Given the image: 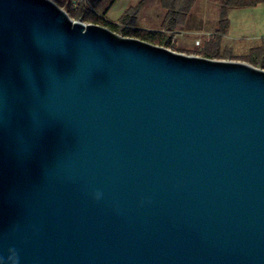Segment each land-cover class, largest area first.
Returning <instances> with one entry per match:
<instances>
[{
	"label": "water",
	"instance_id": "obj_1",
	"mask_svg": "<svg viewBox=\"0 0 264 264\" xmlns=\"http://www.w3.org/2000/svg\"><path fill=\"white\" fill-rule=\"evenodd\" d=\"M13 251L264 264V70L0 0V264Z\"/></svg>",
	"mask_w": 264,
	"mask_h": 264
},
{
	"label": "rangeland",
	"instance_id": "obj_2",
	"mask_svg": "<svg viewBox=\"0 0 264 264\" xmlns=\"http://www.w3.org/2000/svg\"><path fill=\"white\" fill-rule=\"evenodd\" d=\"M139 1L140 0H106L95 12L108 24L119 25V19L124 12L130 7H134ZM56 4L67 13L69 12V0H57ZM163 17L164 12L157 3L150 1L147 3L145 9L138 15L135 29L160 32ZM217 17L218 5L215 2L211 0H198L188 18L186 26L182 31L176 34L177 44L171 46L172 51L187 56L202 57L201 52L204 50L205 44L215 34ZM233 20L234 23L232 25L235 27L234 34L239 38L223 37L222 52H229L232 58L225 57L224 59H220V61H231L251 65L246 61V57L251 50L250 48L257 44L256 47L264 44L261 41L249 40L247 37L264 35V6L260 7L258 10H237L233 12ZM100 26L105 27L103 25ZM105 28L111 30L109 27ZM197 42L199 43L196 44Z\"/></svg>",
	"mask_w": 264,
	"mask_h": 264
},
{
	"label": "trees",
	"instance_id": "obj_3",
	"mask_svg": "<svg viewBox=\"0 0 264 264\" xmlns=\"http://www.w3.org/2000/svg\"><path fill=\"white\" fill-rule=\"evenodd\" d=\"M57 3V0H52ZM69 0V6H70ZM106 0H88L80 4L75 11L69 8V16L89 24L109 27L112 32L126 37L135 38L149 44L170 48L176 34L186 26L188 18L198 0H140L134 7L127 9L119 19V25L108 24L95 12ZM154 1L164 12L160 32L135 29L138 15L145 9L147 3ZM218 5V17L215 34L205 44L201 56L210 60L232 58L229 52H222L223 37L228 34L230 21L228 14L233 10L251 9L264 5V0H211ZM59 4V3H58ZM246 61L256 68L264 69V45L250 50Z\"/></svg>",
	"mask_w": 264,
	"mask_h": 264
},
{
	"label": "crops",
	"instance_id": "obj_4",
	"mask_svg": "<svg viewBox=\"0 0 264 264\" xmlns=\"http://www.w3.org/2000/svg\"><path fill=\"white\" fill-rule=\"evenodd\" d=\"M262 6H264V5H259V6H257V7H255V8H251L252 10H258V9H260V7H262ZM250 9V10H251ZM235 11H237V10H233V11H230L229 12V16H228V18H229V21H230V28H229V31H228V34L225 36V38L227 37V38H234V39H238L239 37H237V35H235L234 34V29H235V27H234V25H232L233 23H234V20H233V12H235ZM248 27V26H247ZM234 36H233V35ZM231 35V36H230ZM261 38H264V35H257V36H255V37H247V39H251V40H256V41H259L260 42V39ZM258 42V43H259ZM258 45V44H257ZM256 45V46H257ZM256 46H253V47H256ZM253 47H251L250 49H253Z\"/></svg>",
	"mask_w": 264,
	"mask_h": 264
},
{
	"label": "built area",
	"instance_id": "obj_5",
	"mask_svg": "<svg viewBox=\"0 0 264 264\" xmlns=\"http://www.w3.org/2000/svg\"><path fill=\"white\" fill-rule=\"evenodd\" d=\"M88 0H71L70 1V9L75 11L79 8L80 4L83 3V2H87ZM260 41L264 44V38H261ZM199 42H197L196 44H198ZM177 44V41H176V36L174 37L173 41H172V46L173 45H176ZM172 47L168 48L170 50Z\"/></svg>",
	"mask_w": 264,
	"mask_h": 264
},
{
	"label": "clouds",
	"instance_id": "obj_6",
	"mask_svg": "<svg viewBox=\"0 0 264 264\" xmlns=\"http://www.w3.org/2000/svg\"><path fill=\"white\" fill-rule=\"evenodd\" d=\"M97 198H99V194H97ZM9 259L13 262V264H16V253L13 251L12 255L9 257Z\"/></svg>",
	"mask_w": 264,
	"mask_h": 264
}]
</instances>
